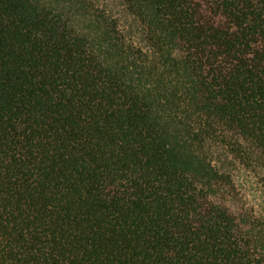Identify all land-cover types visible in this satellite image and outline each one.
Here are the masks:
<instances>
[{"label":"trees","instance_id":"obj_1","mask_svg":"<svg viewBox=\"0 0 264 264\" xmlns=\"http://www.w3.org/2000/svg\"><path fill=\"white\" fill-rule=\"evenodd\" d=\"M216 147L264 191V0H0V264H264Z\"/></svg>","mask_w":264,"mask_h":264},{"label":"rangeland","instance_id":"obj_2","mask_svg":"<svg viewBox=\"0 0 264 264\" xmlns=\"http://www.w3.org/2000/svg\"><path fill=\"white\" fill-rule=\"evenodd\" d=\"M101 3L112 0H99ZM78 29H81V26L76 25ZM214 158L217 161V164L226 169H231L234 175V181L238 190L243 195L244 199L249 203L251 207L254 208L257 214H260L264 217V191L257 184L256 180L243 169L239 164L229 165L231 161L230 155L225 149L221 147H216V152Z\"/></svg>","mask_w":264,"mask_h":264}]
</instances>
